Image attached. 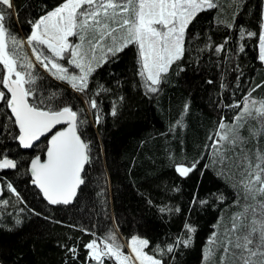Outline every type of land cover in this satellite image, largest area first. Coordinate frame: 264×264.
<instances>
[{"label": "trees", "instance_id": "obj_1", "mask_svg": "<svg viewBox=\"0 0 264 264\" xmlns=\"http://www.w3.org/2000/svg\"><path fill=\"white\" fill-rule=\"evenodd\" d=\"M213 2L217 7L198 12L189 23L183 55L164 74L156 93L143 86L135 45L109 55L96 67L85 92L73 91L67 82L35 68L39 78L33 88L36 99L45 101L41 107L68 106L84 121L77 130L89 145L90 162L69 205L49 206L31 185L28 164L32 157L43 156L46 139L30 150L22 149L15 138L19 131L14 118L0 102V160L7 157L17 165L0 169V264H88L85 245L107 241L109 234L116 241L121 237L127 242L133 236L147 240L145 252L161 264H205L213 233L224 239L225 229L231 228L232 218L245 205L264 200L245 199L240 185L244 169L237 167L236 159L237 154L241 159L247 154L255 164V153H264V125L254 110L264 101V62L259 58L264 0ZM62 3L12 0L14 12L8 10L6 26L24 39L32 31L30 22ZM246 97L252 115L240 122L245 143L226 153L231 161L214 163L209 137L217 138L221 119L229 126L236 122ZM92 100L96 109L90 107ZM29 102H34L33 97ZM236 104L240 107H229ZM177 121L182 126L173 129ZM253 131L258 135L254 137ZM218 147L229 145L221 142ZM196 161L187 176L175 170ZM251 219L249 211L243 223ZM185 224L195 231L186 232ZM247 230L242 226L233 239ZM188 235L192 236L189 247L166 251L169 244ZM223 255L222 248H214L207 264H221ZM104 264L116 262L105 257Z\"/></svg>", "mask_w": 264, "mask_h": 264}, {"label": "snow or ice", "instance_id": "obj_2", "mask_svg": "<svg viewBox=\"0 0 264 264\" xmlns=\"http://www.w3.org/2000/svg\"><path fill=\"white\" fill-rule=\"evenodd\" d=\"M12 7V0H0V85L7 90H0V102L6 105L14 117V123L19 128V135L15 138L23 148H30L34 141L51 134L47 159L42 162L37 156L31 161L32 182L39 187L49 204L67 205L76 196L77 188L84 183L81 172L90 162L89 145L77 134L78 125L84 121L78 120V113L68 106L55 110L41 107L45 101L36 99L33 88L39 78L35 72L36 66L44 68L58 80L67 81L74 90L85 92L89 77L96 67L104 63L109 55L116 56L129 45H135L138 74L143 86L148 92L156 93L164 80V74L183 55V38L189 23L198 12L213 9L217 4L213 0H64V3L37 21L30 22L32 31L24 39L13 35L6 26L5 21L10 15L8 10ZM69 37H77L81 43L71 44ZM259 39V58L264 61V32ZM25 45L31 49L34 61L25 50ZM97 49L103 53L99 59L96 56ZM65 59L68 64L79 69V75L70 74L58 62ZM29 97H33L34 102L30 103ZM249 97L245 98L243 108L235 117L236 122L229 126L221 119L215 133L217 138L209 137L214 149V163L231 161L233 157L226 153L245 143V138L240 135V128L243 127L240 122L246 115H252ZM256 103L252 101L253 105ZM90 107L97 108L95 100L90 102ZM254 110L264 125V101L259 102V107ZM187 111L188 105H185L184 112ZM112 114L115 115V105ZM96 122H100L99 116ZM62 124L67 127L54 131ZM176 126H182V121H177L173 129ZM252 135L255 137L258 132L253 131ZM221 142L229 145V148L218 147ZM255 157L256 163L253 164L247 154L242 159L236 155L237 167L243 166L244 169L241 172L244 179L240 185L245 191V199L249 196L253 200L264 197V153L258 150ZM197 163L193 162L190 167L177 165L175 170L180 176H187ZM16 166V162L11 159L0 160V169H13ZM8 188L15 192L11 184ZM257 204L258 207L245 205L244 210L232 218V226L225 229L224 239H219L218 234L213 233L205 250V264L214 248L223 250L221 264H228L229 257L231 264H264V200H257ZM249 211L252 219L249 224H244ZM242 226L248 229L247 232L243 236L235 235L233 239ZM185 230L188 233L195 231L188 224H185ZM107 241L110 243L103 242V249L98 247L95 240L86 244L89 259L104 264V258L107 257L115 260L116 264H132V257L122 252L114 234H109ZM191 243L192 236L188 235L169 244L166 251L171 253L175 247H189ZM147 245L145 239L136 236L131 238L129 247L135 260L139 264H161L160 260L143 251ZM70 251L75 252V249ZM157 251L163 254L164 250L157 246Z\"/></svg>", "mask_w": 264, "mask_h": 264}, {"label": "rangeland", "instance_id": "obj_3", "mask_svg": "<svg viewBox=\"0 0 264 264\" xmlns=\"http://www.w3.org/2000/svg\"><path fill=\"white\" fill-rule=\"evenodd\" d=\"M12 11V10H11ZM263 25H264V11H263ZM262 32H264V28H262ZM69 41H70V43L71 44H80L81 43V41L77 38V37H69ZM260 46H261V44H260ZM85 47H87V45H85ZM25 48L27 49V52H28V55L31 57V49L30 48H28L27 47V45H25ZM101 55H103V53L100 51V49H97V51H96V56H97V58L99 59V57L101 56ZM32 59H33V61H34V57H31ZM60 64H62L63 66H65L68 70H69V73L70 74H73V75H79V69H76L75 67H74V65H70V64H68L67 63V60L65 59V60H60V61H58ZM264 62V61H263ZM36 68H38L40 71H42L43 73H45V74H48L50 77H53L54 78V76H52L49 72H47V71H45V69L44 68H42V67H40L39 65H37L36 66ZM72 68V69H71ZM58 81H60L61 82V80H58ZM63 82V81H62ZM64 82H67V81H64ZM68 83V82H67ZM69 84V86H70V89H72L73 91H76V90H74L72 87H71V84L70 83H68ZM42 157V156H41ZM10 190V189H9ZM11 191V190H10ZM14 195H16V193L15 192H13V191H11ZM255 206H257L258 207V204L256 203L255 204ZM139 238V237H138ZM140 239H142V238H140ZM131 240V239H130ZM129 240V241H130ZM129 241H124L123 240V238H121L120 237V239L118 240V241H116L120 246H121V250H122V252L125 254V255H129V256H131L132 257V264H139V261H136L135 260V256H134V254H132V252H131V249H130V247H129ZM103 242H105L104 240H103ZM103 242H100L99 244H98V246H99V248H101V249H103L104 248V243ZM106 242H109V241H106ZM143 251L145 252V250L143 249ZM146 253V252H145ZM147 254V253H146ZM148 255V254H147ZM151 256V255H150ZM115 261V260H114ZM116 262V261H115Z\"/></svg>", "mask_w": 264, "mask_h": 264}, {"label": "water", "instance_id": "obj_4", "mask_svg": "<svg viewBox=\"0 0 264 264\" xmlns=\"http://www.w3.org/2000/svg\"><path fill=\"white\" fill-rule=\"evenodd\" d=\"M5 90H6V89H5ZM6 91H7V90H6ZM9 111H10V110H9ZM10 113H11V112H10ZM13 118H14V117H13ZM16 127H17V129H18V131H19V128H18L17 125H16ZM66 127H67L66 124L58 125V126L54 129V131H58V130H61V129L66 128ZM77 134L79 135L78 130H77ZM50 136H51V134H45V136L41 137L38 141H34V142H33V146H34L35 144H37V143L40 142L41 140L46 139L47 145H46V149H45V152H44V154H43L42 157L39 156V155H36V156H34V157H32V158L30 159L29 164H28V173H29L30 178H31V185L34 186V187L36 188V190L40 193L42 199H43V200H44L49 206H56V205H51V204H49L48 201L44 198L43 193L41 192V190L39 189V187H37L35 184H33V182H32L33 177H32L31 171H30V169H31V161H32V159H34V158L37 157V156H39V157L41 158V161H42V162L45 161V160L47 159V155H46V153H47V148H48V140L50 139ZM79 136H80V135H79ZM81 140H82V138H81ZM17 141H18V143H19V140H18V139H17ZM82 141H83V140H82ZM19 145H20V143H19ZM20 146H21V145H20ZM33 146H32V147H33ZM32 147L25 149V148H23V147L21 146V148L24 149V150H30ZM6 158H7V157H6ZM4 159H5V158H4ZM7 159H10V158H7ZM87 164H88V163H87ZM87 164H86V165H87ZM86 165H85V167H86ZM85 167H84V168H85ZM13 169H14V168H13ZM8 170H12V169H8ZM83 171H84V170H83ZM83 171L81 172V178H82V173H83ZM81 185H82V184H81ZM81 185H80V186H81ZM80 186H79V187H80ZM79 187L77 188V191H78ZM75 197H76V196H75ZM75 197H73L71 203L73 202V200L75 199ZM71 203H69V204H71ZM69 204H67V205H69ZM58 205H64V204H58ZM87 263H88V264H97V261H95V260H91V259L88 258Z\"/></svg>", "mask_w": 264, "mask_h": 264}, {"label": "flooded vegetation", "instance_id": "obj_5", "mask_svg": "<svg viewBox=\"0 0 264 264\" xmlns=\"http://www.w3.org/2000/svg\"><path fill=\"white\" fill-rule=\"evenodd\" d=\"M0 90H3L5 92H7L5 89H3V86L2 85H0Z\"/></svg>", "mask_w": 264, "mask_h": 264}]
</instances>
